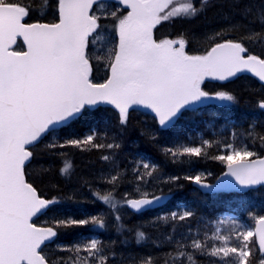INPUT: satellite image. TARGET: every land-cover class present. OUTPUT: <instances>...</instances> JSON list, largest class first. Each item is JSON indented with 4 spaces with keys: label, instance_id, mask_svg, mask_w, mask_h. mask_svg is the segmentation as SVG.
<instances>
[{
    "label": "snow or ice",
    "instance_id": "1",
    "mask_svg": "<svg viewBox=\"0 0 264 264\" xmlns=\"http://www.w3.org/2000/svg\"><path fill=\"white\" fill-rule=\"evenodd\" d=\"M208 4L209 0H0V264H117L115 250L100 239L59 242L62 235L77 228L103 229L107 219L54 211L63 201L46 198L28 175L34 148L43 140L51 138L46 145L49 150L108 151L101 159L113 164L114 174L104 178L110 187L92 195L107 205L119 222L121 207L142 212L172 194L157 183L159 166L140 159L131 170L138 182V197L125 193L117 199V190L127 177L115 170L114 153L121 149L120 139L134 106L150 109L159 126L168 128L184 111L204 101H235L228 92L205 91L202 85L207 78L225 81L249 72L264 82V56L252 54L246 46L247 40L264 44V0L243 10L245 17L256 10L259 31L248 30L239 41L217 32L214 46L203 54H193L189 39L182 35L169 38L157 34L163 23L194 18ZM41 8L47 12H40ZM49 13L54 16L51 21L33 19ZM101 69L105 76L98 80L95 73ZM100 105L115 110L114 125L90 128L83 137L60 136L62 128ZM258 107L264 109V99L258 101ZM247 135L251 144L227 142L224 152L211 159L225 164V175L242 187L264 185V131H256L253 125ZM214 146L209 140L199 146L178 144L167 147L164 154L172 163L182 164L185 158L208 156V149ZM71 168L65 161L61 171L68 174ZM180 180L201 188L228 187L207 184L203 173L170 176L166 183L182 187ZM142 185L155 191L144 190ZM193 216L185 209L158 220L175 231L177 224ZM43 217L48 219L41 223ZM255 220L258 226L254 229L235 228L225 233L220 225L226 222L219 220L211 234L170 235V250L163 258L145 253L122 257L120 264H199L198 257H208L209 264H264V215ZM136 236L137 243L148 239L144 231Z\"/></svg>",
    "mask_w": 264,
    "mask_h": 264
},
{
    "label": "trees",
    "instance_id": "2",
    "mask_svg": "<svg viewBox=\"0 0 264 264\" xmlns=\"http://www.w3.org/2000/svg\"><path fill=\"white\" fill-rule=\"evenodd\" d=\"M261 0H209L204 11L194 18L175 19L170 21L168 28L161 33L158 26L157 34L169 38L184 36L189 39V49L193 54H203L206 49L214 46L213 37L222 32L226 38L241 40L248 30L259 31L261 24L255 19L256 10L245 17L243 10L246 5H259ZM237 4L238 6H233ZM47 12L46 9H39ZM33 19L45 22L54 19L53 14L34 15ZM231 25H244V28L233 29ZM200 38L201 41H200ZM246 46L252 54L264 56V44L247 40ZM102 79L105 72L101 69L95 73ZM205 91L215 94L225 91L232 94L234 102H218L216 99L203 102L198 107L184 111L178 121L168 128H161L155 116L139 110L130 111V122L120 139L121 149L114 153L115 170L126 175L117 190V199L125 193L130 198H137V183L131 175L132 166L140 159L159 166V187L165 192L172 190V199L164 206L141 213L133 212L129 207H121V220L116 222L107 205L96 200L93 192H106L110 186L104 178L113 172V164L101 159L108 154L107 150H82L67 147L49 150L46 145L51 138L43 140L35 148V158L28 169V175L34 186L46 198H57L63 201L54 211L72 214L76 217L100 215L107 219L103 229L82 227L74 229L59 238L63 244H71L79 240L97 236L117 253L116 261L120 264L122 257H134L150 253L163 258L170 250L168 237L175 235L187 237L198 230L203 232L209 221L233 210L244 221L245 230L254 227L255 217L264 215V185L245 193H205L195 183L180 180L176 184L166 183L170 176L203 173L205 181L214 182L226 169L220 161L211 156L222 154L227 142L242 146L251 144L247 131L255 125L256 131H264V111L258 107V101L264 99V82L251 74H241L228 81L207 80L202 85ZM109 123H116V112L110 106H100L84 113L73 121L70 127H64L60 136L67 138L69 134L77 137L87 135L90 128H105ZM235 133V135H233ZM114 135V133H113ZM154 137V138H153ZM204 140L211 141L213 148L208 149L206 157L185 158L182 164L172 163L164 152L167 147L184 144L198 146ZM259 151V149H256ZM57 153V154H54ZM58 153H63L60 155ZM255 158V157H253ZM65 161L72 164L68 174L62 173ZM160 181H164L161 183ZM144 190L155 191V188L142 185ZM71 198V200H69ZM191 210L194 216L177 224L175 231L169 224L158 220V217L169 215L173 211ZM51 216V213H49ZM236 216V217H238ZM48 217H43L41 223ZM119 225H123L122 228ZM191 229V231H189ZM144 231L146 237L137 243V232ZM255 241V238H253ZM53 252L55 249L52 250ZM255 259L259 254L253 247ZM199 264H209L208 257H198Z\"/></svg>",
    "mask_w": 264,
    "mask_h": 264
},
{
    "label": "water",
    "instance_id": "3",
    "mask_svg": "<svg viewBox=\"0 0 264 264\" xmlns=\"http://www.w3.org/2000/svg\"><path fill=\"white\" fill-rule=\"evenodd\" d=\"M114 1V0H113ZM244 73H249V72H244ZM240 74H243V73H239V74H237V76L238 75H240ZM249 74H252V73H249ZM253 75V74H252ZM237 76H235V77H237ZM235 77H232V78H235ZM232 78H229L228 80H230V79H232ZM209 79H213V78H207L206 80H209ZM205 80V81H206ZM198 105V104H197ZM197 105H195V106H197ZM101 106V105H100ZM106 106H110V105H106ZM194 106V107H195ZM97 107H99V106H97ZM133 109H138V110H141V111H144V112H146V113H150V114H152V115H154V113H152L151 112V110L150 109H147V108H144L143 106H134V108ZM132 109V110H133ZM264 110V109H263ZM131 111V110H130ZM255 159V158H254ZM226 172H227V167H226V170L224 171V173L223 174H221L219 177H218V179L215 181V182H206L207 184H210V185H213V186H217V185H220V184H225V185H228V187L226 188V189H223V190H217V188H201L199 185H197V186H199L204 192H206V193H219V192H227V193H233V192H239V193H243V192H247V191H249L250 189H254V188H257L258 186H260V185H253V186H250V187H242V186H240L239 184H237L236 182H235V180H234V178L233 177H231V176H226L225 174H226ZM173 197V194H171L166 200H163V201H161L159 204H156V205H153L151 208H149V209H154V208H158V207H161V206H163V205H165V204H167L168 202H169V200L171 199ZM130 208V207H129ZM131 209V208H130ZM149 209H147V210H149ZM133 212H136L135 210H133V209H131ZM147 210H144V211H147ZM144 211H142V212H144ZM137 213H141V212H137ZM258 225L256 224V226L255 227H257ZM256 239V238H255Z\"/></svg>",
    "mask_w": 264,
    "mask_h": 264
},
{
    "label": "rangeland",
    "instance_id": "4",
    "mask_svg": "<svg viewBox=\"0 0 264 264\" xmlns=\"http://www.w3.org/2000/svg\"><path fill=\"white\" fill-rule=\"evenodd\" d=\"M169 24H170V22H165L162 25H160V27L162 28L161 33L164 32L168 28ZM165 34L166 33H164V35ZM201 39L202 38H200V41H201ZM218 102L220 103V102H227V101H220L219 100ZM191 146H194V145H191ZM146 161H148V160H146ZM236 216H238V215H236V213L233 210H229L227 213L221 215L218 219L213 220V221H209L208 225L205 226L206 230L204 232H208L209 234H211V232L215 230V227L217 226V222L219 220H224L226 222L223 225H220V227L223 229V231L225 233H228L229 231H233L235 228H239L240 230H242V228L245 227V223H244V221H242L239 218V216L238 217H236ZM231 221H235L236 222L235 225H233L231 223ZM254 228L255 227H249L247 229H254ZM200 233L201 232H199L198 230H195V232H193L194 235L200 234ZM93 238L98 239L97 236H94Z\"/></svg>",
    "mask_w": 264,
    "mask_h": 264
},
{
    "label": "flooded vegetation",
    "instance_id": "5",
    "mask_svg": "<svg viewBox=\"0 0 264 264\" xmlns=\"http://www.w3.org/2000/svg\"><path fill=\"white\" fill-rule=\"evenodd\" d=\"M108 24V31H111V22H106Z\"/></svg>",
    "mask_w": 264,
    "mask_h": 264
}]
</instances>
